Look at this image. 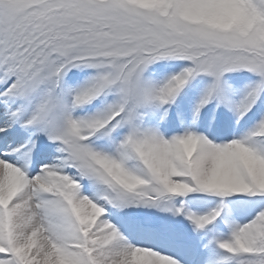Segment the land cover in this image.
<instances>
[{"label":"snow or ice","instance_id":"6c2138e0","mask_svg":"<svg viewBox=\"0 0 264 264\" xmlns=\"http://www.w3.org/2000/svg\"><path fill=\"white\" fill-rule=\"evenodd\" d=\"M0 264H264V0H0Z\"/></svg>","mask_w":264,"mask_h":264}]
</instances>
